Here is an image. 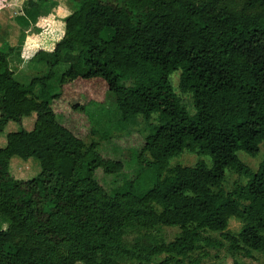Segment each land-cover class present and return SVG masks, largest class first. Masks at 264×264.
Listing matches in <instances>:
<instances>
[{
    "label": "trees",
    "instance_id": "16d2710c",
    "mask_svg": "<svg viewBox=\"0 0 264 264\" xmlns=\"http://www.w3.org/2000/svg\"><path fill=\"white\" fill-rule=\"evenodd\" d=\"M72 1L54 48L20 69L38 58L41 72L23 78L10 64L15 47L0 48V134L21 126L1 138L0 264H206L222 247L244 264L264 252V159L253 169L239 156L264 144V0ZM27 2L40 16L56 0ZM108 100L128 125L157 122L147 135L108 131L88 143L89 105ZM32 115L33 128L22 126ZM186 150L212 165H171ZM17 156L38 160L40 173L13 176ZM228 170L247 179L230 192ZM232 217L238 234L227 231ZM164 227L180 231L168 241ZM128 228L154 237L129 247Z\"/></svg>",
    "mask_w": 264,
    "mask_h": 264
},
{
    "label": "rangeland",
    "instance_id": "374dc122",
    "mask_svg": "<svg viewBox=\"0 0 264 264\" xmlns=\"http://www.w3.org/2000/svg\"><path fill=\"white\" fill-rule=\"evenodd\" d=\"M28 0H0V48L2 43L5 46L2 50L10 53L9 46L15 47L10 53V64L12 68L21 73L20 69H25L27 59L33 57L39 49L52 50L55 43L63 36L65 32V18L69 15L74 8V2L72 0H56L52 4L51 10L47 11L43 15L38 16V9L32 7L27 2ZM38 18V21L34 20ZM18 20H21L22 25ZM37 29H41V32H37ZM105 37H110V32L105 33ZM29 73L23 74L22 77H32L36 73L45 69L46 64L41 62L38 58L31 63ZM69 67V64L60 65L57 68V77L52 81L53 87H55L62 73ZM181 71H176L172 74L171 80L175 87L176 92L181 98L183 104L191 111L195 112V105L193 102V95L190 92H183L179 88ZM114 103L108 100L106 104L92 103L89 105L88 111L92 118L95 133L87 138V142L102 141V136L105 132L126 133L128 130H140L145 135L150 132V123L157 122V116L154 115L152 119L147 120L143 116H139L136 122L128 125L126 124L114 110ZM36 120V116L32 115L25 118L22 126L32 129ZM20 125L9 124L4 133L0 134V146L4 143L1 142V138L7 134L10 130H17ZM4 140V139H2ZM3 144V145H2ZM125 157L130 159V151L124 153ZM240 158L251 166L253 169H258L260 163L264 159V144L261 146V152L257 157H252L244 151H239ZM206 161L209 165H212V159L210 156H203L197 152L184 151L178 156L171 159V165L182 164L186 166H194L199 161ZM41 166L38 160L34 159H22L20 157H14L11 163V172L13 176L18 179H31L40 173ZM247 179L240 176L234 170H228L226 179L223 183V188L230 192L237 184L245 183ZM121 183V181H120ZM9 224L6 221H0V230L8 229ZM243 227V223L236 217L230 219L228 232L232 234H238ZM180 229L177 227H164L162 228L161 235L166 240L170 241L178 235ZM214 238L221 241H226L222 238L221 233L212 232ZM153 238L152 234L143 231L139 232L135 228H128L125 233V240L127 246L135 247V244L141 238ZM213 257L207 260L206 264H232L233 259L229 255L227 248L215 249L212 251ZM239 260L244 264H264V252L255 251L253 257H239Z\"/></svg>",
    "mask_w": 264,
    "mask_h": 264
},
{
    "label": "crops",
    "instance_id": "0c3cea01",
    "mask_svg": "<svg viewBox=\"0 0 264 264\" xmlns=\"http://www.w3.org/2000/svg\"><path fill=\"white\" fill-rule=\"evenodd\" d=\"M5 46V43H2L1 49H3V47ZM14 47V46H13Z\"/></svg>",
    "mask_w": 264,
    "mask_h": 264
}]
</instances>
